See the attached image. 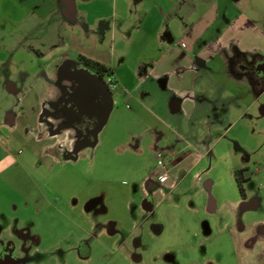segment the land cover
Wrapping results in <instances>:
<instances>
[{"label":"rangeland","instance_id":"374dc122","mask_svg":"<svg viewBox=\"0 0 264 264\" xmlns=\"http://www.w3.org/2000/svg\"><path fill=\"white\" fill-rule=\"evenodd\" d=\"M71 2L80 12L69 20L64 12ZM82 2H96L90 16L85 14L90 6L83 7ZM124 2L155 1L0 0V160L7 155L15 161L8 172H0V226L13 228L14 245L23 246L21 233L26 229L30 244H36L31 255L22 247L17 260L20 264H264L261 247L253 243V260L248 259L247 246L252 236L264 241V77L258 84L259 101L222 135L219 148L207 153H212V160L214 153L226 150L227 165L250 173L245 198L229 169L217 167L212 179H205L200 166L183 169L177 177L170 175L152 197L154 208L146 210L142 183L160 171L158 161L163 155L178 156L182 146L174 137L152 144L147 133L152 119L142 123L134 115L142 113L138 106L125 99L115 100L116 112L98 134L95 146L82 145L76 151L77 143L75 147L67 144L69 135L46 137L45 125L52 127V121L60 117L59 125L65 126L70 114L59 116L47 110L51 89L59 85L57 80L43 78H48L53 64L64 61L94 70L89 60L78 61L82 54L91 57L98 51L94 56L101 58L116 47L115 58H124L123 37L109 36L104 47L100 37L103 16L113 12L114 26H125L129 34H135L132 9ZM92 36L97 42L94 38L91 43ZM59 84L71 88L61 80ZM34 113L42 116V122L41 118L35 122ZM39 135L41 144L36 143ZM44 145L48 146L42 152ZM66 147L70 152L63 153ZM216 184L218 193H213ZM84 203L83 214L92 215L95 224L103 216L104 223L91 230L81 216L83 210H74ZM127 215L134 227L130 243L123 248L120 242L115 246L105 242L103 235L116 232L123 233V239L129 237L124 225L129 227Z\"/></svg>","mask_w":264,"mask_h":264},{"label":"crops","instance_id":"0c3cea01","mask_svg":"<svg viewBox=\"0 0 264 264\" xmlns=\"http://www.w3.org/2000/svg\"><path fill=\"white\" fill-rule=\"evenodd\" d=\"M154 1L136 2L135 4L124 2L127 9H132L133 12L136 27L134 35L129 34L125 26L119 24L114 26L112 19L115 17V12L110 13L109 17L103 16L102 20L105 22L101 27V45L106 46L109 36L113 40L123 37L127 49V52H124V58H115V54L118 52L116 47L110 49V55L100 54L101 58L94 56L98 54V51L90 53L91 57H86L83 54L79 56L78 61L81 63V60H89L88 62L100 64L113 72L112 77L115 78L117 86L116 89L111 90L113 106L106 124L111 121L116 107H118L115 100L117 98L125 99L127 103L131 102L138 106L139 112L142 113L137 114L134 110L132 112L142 123L147 122V117L152 119L151 125L146 124L152 144L157 145L174 137L175 143L182 146V151L178 156L171 158L170 155H166V159L171 165V176L177 177L183 169L201 166L205 169H203L205 179H212L211 173L217 167L222 166L229 169L234 177L236 171L233 166L227 165L223 161L224 157L228 155L226 150L214 153L212 160L209 159L212 153H207L210 149L219 148L222 135L228 131L237 118L241 119L247 115L260 99L257 90L259 89L258 84L264 77V73H262L264 72V0ZM72 3L67 6L68 10L64 12L65 17L69 20L74 19L80 12L75 10V2ZM94 3L96 2L80 4L83 7L90 6L89 12H85V14L90 16ZM119 18L123 17L119 16ZM90 23L94 27L95 22ZM109 30L112 32L111 34ZM94 38L95 36L91 37V43ZM119 51L118 55L122 50ZM54 65L56 66L52 71ZM73 65V63L65 61L53 64L48 78H43L51 81L57 80L59 85L51 89L53 97L48 99V103H51L47 106V110L51 108L59 116L64 112L70 114L69 122L63 124L65 126L59 125L57 119L60 117H57L56 121H52L53 126H57L56 128L53 126L49 128L44 124L46 128L44 133L49 139L69 135L67 144L75 147L78 138L74 127L75 115L73 112L76 109L69 104L63 106L62 101L66 89L59 84L61 80L66 86L72 87L71 72L73 68L71 66ZM61 87L62 90H60ZM27 95L29 96V93ZM23 103H25L24 99ZM27 112H31V110ZM143 113L147 116H143ZM36 114L34 113V116ZM41 117L37 114L35 122ZM12 120L13 118H11V122ZM17 129L15 128L14 132ZM23 138L22 134L17 140L21 141ZM36 138V143L43 142L41 135ZM94 142L96 145L97 139ZM87 145L90 144L84 146ZM46 146L48 145L42 147V152ZM68 152L70 151L67 147L63 148V153ZM14 163L15 161L6 155L0 160V172L3 174L8 172ZM159 169L160 176L163 170ZM158 173L151 174L144 180L145 182L143 181L145 184L142 183V193L149 200V204L147 201L145 202L146 210L154 208L152 199L156 198L159 191L157 188L164 186L159 184ZM154 180L156 184L153 182ZM217 185L213 186V193H218ZM146 189L151 191L147 193ZM83 205L82 208L80 207L81 209L74 208V210H83L81 216L84 217L85 224L91 230L97 227V224L104 223L103 216H98L97 224H95L92 215L83 214L87 204ZM125 222L129 225L128 227L126 223L124 224L127 228L126 232H130L129 237L123 239V233L116 232L110 237L101 235L103 240L113 242L114 246L120 242L123 248L126 247L131 241L129 238L134 227L131 226L130 216L125 217ZM0 230L2 233L0 240L4 238L14 243L11 240L14 231L11 226L1 225ZM99 230L106 231L101 227ZM90 236L96 237L93 234ZM21 237L28 244L25 252L31 255L32 248L36 244H30L27 229L24 234L21 233ZM249 238L251 241L249 240L248 243L251 247L248 248V252H251V255L248 256V259L250 257L254 260L252 251L254 245L258 248L261 247V253L264 251V241H257V236ZM121 240L123 241L121 242ZM38 253L41 254L37 249ZM42 258L44 260V257Z\"/></svg>","mask_w":264,"mask_h":264},{"label":"flooded vegetation","instance_id":"af4514ba","mask_svg":"<svg viewBox=\"0 0 264 264\" xmlns=\"http://www.w3.org/2000/svg\"><path fill=\"white\" fill-rule=\"evenodd\" d=\"M71 67L73 68L71 72L73 85L71 88L66 89L62 103L63 106L69 104L76 109L73 113L75 115L74 127L78 138V146L92 144L96 140V130L106 120L109 113L108 111L111 103L110 93L108 92V94H106L105 91L102 90L104 94H101V97L97 101H86L84 94L88 91V88L92 85V81L95 79L92 77L96 75L102 79H104V77H102L96 69H89L88 65L74 64ZM147 203L149 204V200H147ZM247 246L250 248V243H248ZM22 247L25 250L28 248L26 241H23V246L18 247L9 241L4 243L0 240V264H20L22 261H18L16 255L18 252L23 251Z\"/></svg>","mask_w":264,"mask_h":264},{"label":"water","instance_id":"95a60500","mask_svg":"<svg viewBox=\"0 0 264 264\" xmlns=\"http://www.w3.org/2000/svg\"><path fill=\"white\" fill-rule=\"evenodd\" d=\"M92 78H95V79L92 81V85L88 88V91L84 94L85 95V100L88 101V102H95V101H97L101 97V94H104L102 92V90L105 91L106 94H108V92H109L110 93V102H111L110 103V107H109V111H108L109 112L108 115H109L110 112H111V110H112V106H113V95H112V91L110 90L109 87H107L104 79H102L100 77H97V75L95 77H92ZM108 115L106 117V120L96 130V132H95L96 139H97V136L100 133V131L105 126L106 121H107V118H108ZM90 145L91 146H94L95 145V142H93ZM80 147L81 146H78L77 150Z\"/></svg>","mask_w":264,"mask_h":264},{"label":"trees","instance_id":"16d2710c","mask_svg":"<svg viewBox=\"0 0 264 264\" xmlns=\"http://www.w3.org/2000/svg\"><path fill=\"white\" fill-rule=\"evenodd\" d=\"M90 63V66L95 68L102 77H105L106 75H113V72L105 68L104 66H101L100 64H96L93 62H87ZM235 180L237 183V186L239 188L240 194L242 198H245V187L244 184L250 180V173L247 170H238L235 172Z\"/></svg>","mask_w":264,"mask_h":264},{"label":"built area","instance_id":"2783aa9c","mask_svg":"<svg viewBox=\"0 0 264 264\" xmlns=\"http://www.w3.org/2000/svg\"><path fill=\"white\" fill-rule=\"evenodd\" d=\"M104 81L106 83V85L110 88V90H114L116 89V81L115 78L107 75L106 76V80L104 77ZM158 166L159 168H161L163 170V172L161 173V175L159 176V184H164L165 182H167L169 180L170 177V167L171 165L169 164L168 160L166 159V155H163V157L158 161Z\"/></svg>","mask_w":264,"mask_h":264}]
</instances>
